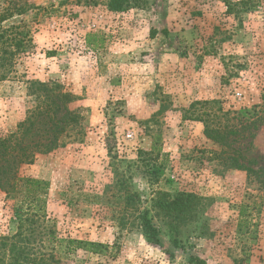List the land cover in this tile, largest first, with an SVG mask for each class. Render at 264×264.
<instances>
[{
  "label": "rangeland",
  "instance_id": "374dc122",
  "mask_svg": "<svg viewBox=\"0 0 264 264\" xmlns=\"http://www.w3.org/2000/svg\"><path fill=\"white\" fill-rule=\"evenodd\" d=\"M110 1L0 0V139L72 96L63 130L31 138L56 134L50 151L30 145L15 190L0 189V237L17 231L30 177L48 181L28 244L42 264H264V184L228 165L235 155L264 180V0ZM257 117L225 143L204 134ZM162 193L189 209H160Z\"/></svg>",
  "mask_w": 264,
  "mask_h": 264
},
{
  "label": "trees",
  "instance_id": "16d2710c",
  "mask_svg": "<svg viewBox=\"0 0 264 264\" xmlns=\"http://www.w3.org/2000/svg\"><path fill=\"white\" fill-rule=\"evenodd\" d=\"M124 1L125 0H111L109 7L114 10H120L122 9V3ZM56 99L60 100V102H62L64 105V103L72 99V96L68 92L52 95L51 104L54 103L56 105L55 107H51V104H49L43 109V107L37 105L33 112H31V114L19 124L16 134H10L5 138L0 139L1 190L6 192L15 190L17 185L15 179L16 167L20 163H31L33 161L34 156L32 152H30L31 150H29L30 145L31 148L32 146L36 147L38 150L37 152L45 153L50 151L51 146L53 145L54 141H56V134L54 135V138L47 144H44L39 140L31 141V138H33L34 135L39 134L40 129L46 128L45 130H47V128L51 127L52 130L54 128L59 131L63 130L66 116L71 113L65 107V105L63 107L64 112L56 120V122L52 123L51 125H47L49 121L55 119V115L60 110V105L56 103ZM69 119H71V121H76V117L70 116ZM261 120L262 117H257L248 123V125L246 124L243 126L241 129H238L237 127H225L224 129H219L206 126L204 128V134L206 137L212 139L215 142L225 143V141L230 136L236 135L242 129H248L251 124L257 125V123H259ZM228 165L230 168L245 171L248 176H255L258 180H260L262 185L264 184V180L260 179L261 175L259 171L248 165H245L244 163H241L237 156H230ZM20 180H23L22 184L26 188L25 201L27 207L23 211L21 206H19L20 209H15L16 215L20 218L17 231L11 236L0 237V264H42L44 262L43 257H39L31 253L28 244L32 247L36 237L41 233V230H38L41 225L40 213L42 206L40 205L44 203L45 200L44 198L38 196L36 191L46 188L48 186V181L30 177H25L24 179ZM190 197V195H186V198H188L189 201ZM130 198L131 197L128 196L127 201L130 200ZM35 201L36 203L34 204L33 202ZM154 205L162 210L167 211L168 213L189 209L186 200L179 201L176 198L168 200L165 193H162L161 196L156 199ZM140 226L148 243L155 245L160 244V238L158 236L159 230L151 222L146 212H143L140 216ZM70 243H76V246L80 248H92L95 251L102 247L101 243L92 241L70 240ZM194 260L197 262V264H205L204 260L197 257L194 258Z\"/></svg>",
  "mask_w": 264,
  "mask_h": 264
},
{
  "label": "built area",
  "instance_id": "2783aa9c",
  "mask_svg": "<svg viewBox=\"0 0 264 264\" xmlns=\"http://www.w3.org/2000/svg\"><path fill=\"white\" fill-rule=\"evenodd\" d=\"M127 136H128V137H130V136H131V134H130V133H128V134H127Z\"/></svg>",
  "mask_w": 264,
  "mask_h": 264
}]
</instances>
